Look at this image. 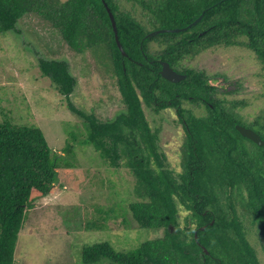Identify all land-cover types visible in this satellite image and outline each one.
<instances>
[{
  "label": "trees",
  "instance_id": "obj_1",
  "mask_svg": "<svg viewBox=\"0 0 264 264\" xmlns=\"http://www.w3.org/2000/svg\"><path fill=\"white\" fill-rule=\"evenodd\" d=\"M30 14L57 29L75 53L109 52L124 103L111 120L75 106L76 79L67 61L40 58L39 66L69 109L85 118L83 143L135 178L137 200L129 209L136 222L164 230L129 249L118 250L107 239L86 243L81 264H264L257 250L260 245L264 251V145L236 129L237 124L252 128L264 140V109L245 121L238 108L247 100L220 96L205 71L186 66L209 49L238 47L254 53L264 74V0H0V33L17 31ZM201 14L187 30L149 36L186 27ZM161 61L186 77L167 80ZM144 104L179 114L184 129L179 172L166 163ZM63 160L40 127L0 122V264H16L27 213L54 192L59 170L67 167ZM180 206L187 211L183 227ZM108 217L88 222L87 228H105Z\"/></svg>",
  "mask_w": 264,
  "mask_h": 264
},
{
  "label": "rangeland",
  "instance_id": "obj_2",
  "mask_svg": "<svg viewBox=\"0 0 264 264\" xmlns=\"http://www.w3.org/2000/svg\"><path fill=\"white\" fill-rule=\"evenodd\" d=\"M105 51L75 53L57 29L34 14L23 17L17 31L0 33V122L9 119L40 127L49 146L67 164L59 170L54 192L28 211L17 242L16 264H81L86 243L107 239L122 250L164 235L163 229L142 228L133 218L129 202L137 200L135 178L83 143L85 118L69 109L66 97L39 66L40 58L67 61L76 79L71 94L75 106L99 120H111L124 110V103ZM186 66L205 71L220 96L247 100L238 108L245 121L252 122L264 109V74L252 51L219 46ZM144 110L151 129L158 130L166 163L179 172L184 129L176 111L156 112L145 104ZM105 214H110L105 228H87L88 222ZM186 215L180 206L182 227ZM257 250L264 262L260 245Z\"/></svg>",
  "mask_w": 264,
  "mask_h": 264
},
{
  "label": "water",
  "instance_id": "obj_3",
  "mask_svg": "<svg viewBox=\"0 0 264 264\" xmlns=\"http://www.w3.org/2000/svg\"><path fill=\"white\" fill-rule=\"evenodd\" d=\"M110 14V18L113 24V28H114V32H115V38L117 41V44L119 46V48L121 49L123 54H126L122 44L119 40V36H118V29H117V24L114 18L113 13L111 12L110 8H107ZM203 18V14H201L196 20H194L191 24H189L186 27L183 28H174V29H160L157 31H153L149 34L150 37L157 35L159 33H164V32H180V31H184L187 30L188 28L196 25L198 22H200ZM161 75L166 78L169 81L172 82H179L181 80H183L186 77V74L180 73L177 70H175L174 68L171 67V65L166 62V61H162V70H161ZM236 129L245 137L253 140L255 143L259 144V145H264V140L261 138V136L252 128L246 127L244 125L241 124H237L236 125ZM173 228V227H172ZM202 229H204V227H202Z\"/></svg>",
  "mask_w": 264,
  "mask_h": 264
},
{
  "label": "flooded vegetation",
  "instance_id": "obj_4",
  "mask_svg": "<svg viewBox=\"0 0 264 264\" xmlns=\"http://www.w3.org/2000/svg\"><path fill=\"white\" fill-rule=\"evenodd\" d=\"M161 63H162V61H161ZM176 70V69H175ZM178 71V70H177ZM178 72H180V71H178ZM181 73V72H180ZM185 74V73H184ZM165 109H174V108H172V107H168V108H165ZM165 109H161V111L162 110H165ZM175 110V109H174ZM176 111V110H175ZM176 113H177V111H176ZM177 115H179L178 113H177Z\"/></svg>",
  "mask_w": 264,
  "mask_h": 264
}]
</instances>
